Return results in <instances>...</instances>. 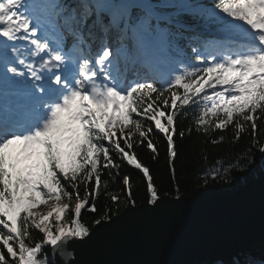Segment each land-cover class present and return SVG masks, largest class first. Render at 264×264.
I'll return each mask as SVG.
<instances>
[{"label":"snow or ice","instance_id":"6c2138e0","mask_svg":"<svg viewBox=\"0 0 264 264\" xmlns=\"http://www.w3.org/2000/svg\"><path fill=\"white\" fill-rule=\"evenodd\" d=\"M201 15L210 31L192 35L199 26L148 2L0 0V264H49L45 246L55 252L88 237L82 210L98 211L105 170L119 176L113 152L143 174L148 203H163L132 137L158 155L153 127L163 134L174 175L176 121L187 106L199 110L197 131L224 130L235 116L236 139L248 122L255 135L254 114L264 113V0H212ZM185 41L199 63L185 57L175 75L157 72L165 50ZM247 167L246 157L218 161L204 182L230 181ZM121 179L134 206L131 178ZM33 229L43 239L33 241Z\"/></svg>","mask_w":264,"mask_h":264},{"label":"water","instance_id":"95a60500","mask_svg":"<svg viewBox=\"0 0 264 264\" xmlns=\"http://www.w3.org/2000/svg\"><path fill=\"white\" fill-rule=\"evenodd\" d=\"M101 220L51 251L61 264H189L264 239V175L229 193L161 196ZM224 255L223 257H225ZM56 264V262H55Z\"/></svg>","mask_w":264,"mask_h":264},{"label":"trees","instance_id":"16d2710c","mask_svg":"<svg viewBox=\"0 0 264 264\" xmlns=\"http://www.w3.org/2000/svg\"><path fill=\"white\" fill-rule=\"evenodd\" d=\"M180 5H187L191 0H175ZM179 16L190 22H196L204 25L203 17L200 18L198 14H183ZM185 57H190L192 63L198 64L195 56L189 52L185 53ZM183 58V61L185 59ZM183 68V65H182ZM160 87L161 85H156ZM167 86L166 84L164 85ZM182 92V89H180ZM155 94H153L154 96ZM167 95V93H166ZM179 103V101L177 102ZM187 116L179 115L177 117V135L174 137L176 144L177 157L174 161L175 174L173 175L172 168L167 155V142L163 134L159 133L154 127L151 133L157 149L158 155H154L148 148L146 143L141 145L139 135L132 137L134 148L138 159L145 166L149 167L150 173L153 177V182L157 186L158 193L161 196H181V195H206V194H221L229 193L243 183H246L256 177L264 175V153L259 151L261 145H264V113L259 110L254 114L257 119V130L255 135L252 133L250 122L245 124V131L240 132L239 139H236V129L234 127L235 120L238 117L234 116L233 123L226 129H212L207 133L196 130L195 118L198 115V108L195 105H189L184 110ZM222 115V114H221ZM136 118V117H134ZM142 123L145 127L149 126L151 122L144 119ZM188 129H192L189 133ZM127 131V129L125 130ZM184 131L185 136L181 138L179 132ZM119 135V133H118ZM223 137V140H221ZM217 141L213 143L212 141ZM123 146V143H122ZM128 150V149H126ZM250 153V155H249ZM113 159L119 165V176L113 181L109 178L107 171L102 175V182L109 181L107 187L100 189L99 197L96 199L97 209L96 213H90L87 210H82V222L91 229L95 225L97 219L104 220V215L110 214L111 218L123 209L133 206L126 199L123 191L122 177L127 175L131 178V187L133 192V199L135 205L141 203H148V193L146 188V181L143 174L132 166H129L126 161L122 160L114 152ZM247 158L248 167L246 170L233 169L231 172V180H223L217 178L215 180L209 179L205 184V173L221 161L227 166L229 162L235 161L237 158ZM113 175L117 173V169H112ZM80 195L85 194V186L80 184ZM112 195L119 196L118 204L111 200ZM69 220L71 215L66 216ZM33 241L43 239L38 230L33 229L31 232ZM44 253L49 258V264H52L50 257V247L45 246ZM243 260L245 264L248 261H255V264H264V242L252 244L248 246L244 253L229 258L221 262L202 261L194 264H228L232 261L236 264L237 261Z\"/></svg>","mask_w":264,"mask_h":264},{"label":"bare ground","instance_id":"6f19581e","mask_svg":"<svg viewBox=\"0 0 264 264\" xmlns=\"http://www.w3.org/2000/svg\"><path fill=\"white\" fill-rule=\"evenodd\" d=\"M41 206H44V209H42L41 211H44V212H45V211L48 210L47 207H46L45 205H41ZM73 206H74V201H73ZM129 207H130V206H129ZM123 210H124V209H123ZM123 210H122V211H123ZM122 211H121V212H122ZM121 212H120V213H121ZM120 213H118V214H120ZM118 214H117V215H118ZM115 216H116V215H115ZM113 217H114V216H113ZM113 217H112V218H113ZM66 219L69 220L68 218H66ZM108 220H110V219H108ZM95 225H96V224H95ZM95 225H94V226H95ZM94 226H93V227H94ZM93 227H92V228H93ZM92 228H91V229H92ZM91 229H90V230H91ZM56 264H61V263H60L59 261H56Z\"/></svg>","mask_w":264,"mask_h":264},{"label":"rangeland","instance_id":"374dc122","mask_svg":"<svg viewBox=\"0 0 264 264\" xmlns=\"http://www.w3.org/2000/svg\"><path fill=\"white\" fill-rule=\"evenodd\" d=\"M127 4V3H125ZM206 7V5H202L200 8H199V11H201L202 9H204ZM42 209H44V206H40V208L38 209L39 211H41ZM44 212V211H42ZM46 212V211H45Z\"/></svg>","mask_w":264,"mask_h":264}]
</instances>
